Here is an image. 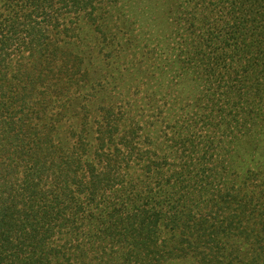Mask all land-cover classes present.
<instances>
[{"label":"rangeland","instance_id":"obj_1","mask_svg":"<svg viewBox=\"0 0 264 264\" xmlns=\"http://www.w3.org/2000/svg\"><path fill=\"white\" fill-rule=\"evenodd\" d=\"M252 9L245 0H94L89 16L52 5L58 19H42L41 33L58 40L63 51L53 65L68 60L72 67L51 76L50 83L63 89L48 96V118L59 117L55 141L69 151L82 133L91 145L85 157L91 158L108 115L116 138L129 136L135 155L122 167L129 176L124 185L102 193L92 207L95 217L136 194L155 205L169 195L161 181L185 163L197 174L205 158L219 164L222 177L235 180L237 191L254 174L246 192L260 196L264 47L247 20ZM21 54L26 52L13 55L14 63ZM258 221L251 226L256 229ZM107 246L122 251L124 244ZM93 261L117 264V257L101 251Z\"/></svg>","mask_w":264,"mask_h":264},{"label":"trees","instance_id":"obj_2","mask_svg":"<svg viewBox=\"0 0 264 264\" xmlns=\"http://www.w3.org/2000/svg\"><path fill=\"white\" fill-rule=\"evenodd\" d=\"M245 1L254 6L247 20L264 47V0ZM56 3L60 12L92 16L86 10L94 0H4L0 7V264H97L101 251L117 264H264V190L258 197L246 192L253 174L239 194L209 158L197 174L185 163L161 181L169 195L155 205L136 194L95 217L92 207L124 185L129 176L121 171L135 155L129 136L116 138L108 115L91 158L82 133L69 151L55 141L59 117L48 118V96L63 89L51 76L72 69L68 60L53 65L63 51L41 33L42 19H58ZM110 241L124 244L122 251Z\"/></svg>","mask_w":264,"mask_h":264}]
</instances>
